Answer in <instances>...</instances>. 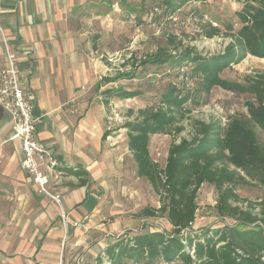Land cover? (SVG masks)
Listing matches in <instances>:
<instances>
[{
    "label": "trees",
    "instance_id": "obj_1",
    "mask_svg": "<svg viewBox=\"0 0 264 264\" xmlns=\"http://www.w3.org/2000/svg\"><path fill=\"white\" fill-rule=\"evenodd\" d=\"M188 1L164 0L156 7L171 16ZM237 16L241 27L233 31L228 25L232 32L226 35L231 41L221 52L204 55L189 48L173 52L169 44L174 47L177 36L170 34L168 46H160L142 60L141 65L170 63L178 71L188 67L183 75L195 79L194 84L189 80H183L182 84L169 83L159 104L141 108L134 120L124 124L138 175L147 178L161 195L159 207L146 206L138 217L165 218L172 228L138 231L117 239L97 264H103L105 259L111 264L131 260L153 264H264V193L259 202H254L237 191L241 184L254 183L264 190V72L248 75L243 82L221 75L247 55L264 58V0H248ZM207 26L203 29L209 38L222 33L219 26ZM134 77L131 68L115 76H104L101 83ZM215 86L251 93L255 101L247 103L249 115H230L225 125L221 120L196 121L194 135L172 142L166 164L161 167L150 153L151 136L173 130L180 133L183 126L178 123L191 111L188 103ZM102 93L107 105L114 96L128 99L139 94L136 90L113 88ZM66 171L78 177L87 174L82 169ZM81 183L85 184L86 180ZM204 183L213 184L218 191L214 205L217 215L222 220L231 218L234 223H225L216 230L198 228L185 237L184 230L191 221H196L197 198Z\"/></svg>",
    "mask_w": 264,
    "mask_h": 264
},
{
    "label": "crops",
    "instance_id": "obj_2",
    "mask_svg": "<svg viewBox=\"0 0 264 264\" xmlns=\"http://www.w3.org/2000/svg\"><path fill=\"white\" fill-rule=\"evenodd\" d=\"M102 5V0H0V26L17 55L26 95L34 101L37 138L58 162L43 170L51 175L47 186L53 193H60V205L66 212L65 260L69 264L99 263L100 256L119 234H134L148 223L145 218L140 228H132L131 219L126 217L107 221L105 213L109 216V209L104 210L103 206L102 198L115 181L114 175L124 164L125 156L120 155L124 151L122 144L116 142L117 137L107 124L109 108L102 93L105 85L111 83H101L111 71L104 58L113 50L101 47V36L115 42L109 33L111 28L100 27L105 18L100 12ZM4 66L5 58L1 69ZM3 112L0 106V119ZM13 132L12 118L0 124V190L26 195L25 208L29 210L33 198L43 192L29 171L22 168L21 142L10 140ZM67 168L82 169L87 174L78 177L69 174ZM48 207L46 214L57 212V205ZM88 218L87 232L74 225L75 221ZM64 233L59 222L50 224L37 242L34 257L25 261L16 254L5 262L58 264ZM74 241L80 247L71 253Z\"/></svg>",
    "mask_w": 264,
    "mask_h": 264
},
{
    "label": "rangeland",
    "instance_id": "obj_3",
    "mask_svg": "<svg viewBox=\"0 0 264 264\" xmlns=\"http://www.w3.org/2000/svg\"><path fill=\"white\" fill-rule=\"evenodd\" d=\"M163 1L102 0L103 5L100 10L105 17L100 22V27L109 26L111 28L109 33L115 38V42H113L108 39V36H101V47H105L106 50H113L112 54H107L108 58H104L111 67L108 76H115L123 71L127 72L131 68L135 73L134 78H123L111 82L105 85V89H127L139 92L132 98L125 99L114 96L109 100L107 107L110 118L107 120V124L111 128L112 134L117 137L116 142L122 144L121 150L124 151H121L120 155H124L125 160L124 164L118 167L114 175L115 181L110 184L112 185L110 188L108 187V191L105 192L106 196L102 198L104 210L109 209L107 212L110 213L109 216L108 213H105L106 220L111 221L115 217H126L131 219L132 228H140V225L143 224L145 218L138 217V214L144 207H159L161 205V195L147 178L138 175L136 162L128 149L127 128H124V124L126 121L134 120L141 108L159 104L161 95L169 83L182 84L183 80H189L191 84H194L195 81V79L192 80L191 77L183 75L184 70L189 69L188 67L178 71L170 63L141 65L142 60L147 54L156 52L160 46H168L170 34L177 36V44L174 47L169 44V48L173 52L186 48L204 55L223 51L231 41V37L226 35L227 32H232L228 29V25L233 27V31L241 27L242 23L237 16V11L248 0H189L171 16L155 11L154 8L160 6ZM105 11H108L109 14L104 13ZM207 24L219 26L222 33L212 38L207 37L203 29L208 27ZM104 30L108 32L107 29ZM5 38L10 44V39L4 35L0 26V70L4 58H6ZM256 72H264V58L247 55L240 63L224 70L221 75L228 80L243 82L246 76ZM251 101H255V97L251 93L236 92L220 86H215L209 92L199 93L195 101L188 103V107L191 109L190 113L178 123L179 126H183L180 133L173 130L170 133H157L151 136L150 153L152 158L161 167H164L172 142H179L182 138L190 139L196 131V121L221 120L225 125L230 115L248 116L247 103ZM2 160L1 157V175L3 171ZM237 191L241 197L254 202H259L264 193V190L255 183L241 184ZM50 192L55 194L51 190ZM217 198L216 187L213 184L204 183L197 198L199 207L194 231L202 228L216 230L222 228L225 223H234L231 218L222 220L217 215L214 208ZM27 201L26 195L21 196L19 193H11V191L3 193L0 190V264H7L5 261L16 254L24 257L23 260L25 261L29 257H34L33 251L40 237L46 233L50 224H58V222L65 230L61 240L58 264L61 257L65 264H69L65 260L67 250V222L63 218V214L66 215L65 210L53 196L44 192L43 195L33 198V206L29 210L25 208ZM53 204L57 205V212L52 215L46 214L45 211L49 209L48 205ZM47 215L48 219L46 218ZM147 220L148 223H144L146 227L139 229L140 231L171 230L172 228L165 218H148ZM89 221L88 218L75 222L88 226L86 223ZM75 226L85 232L89 230H84L82 225ZM127 233L125 232L127 236L133 235ZM79 247L80 243L74 241L70 247V252L73 253ZM132 262L131 260L125 264ZM87 263L97 264L96 261H87ZM159 264H166V262Z\"/></svg>",
    "mask_w": 264,
    "mask_h": 264
},
{
    "label": "built area",
    "instance_id": "obj_4",
    "mask_svg": "<svg viewBox=\"0 0 264 264\" xmlns=\"http://www.w3.org/2000/svg\"><path fill=\"white\" fill-rule=\"evenodd\" d=\"M155 11L162 12L161 8L155 7ZM5 66L0 70V106L11 114L14 123V132L10 140H20L23 151L22 166L28 170L33 177L34 182L38 185L40 192L53 196L60 203V193L52 194L47 186L51 175L43 170V167L53 168L58 162L53 158L51 153L39 142L37 138V118L34 115V101L27 97L25 87L21 82V76L17 67L16 53L10 48L9 41L5 38ZM72 109H75L74 107ZM66 222V215L63 214ZM196 221H191L189 226L184 230L187 237L193 233ZM75 225H82L84 230L89 226L75 222ZM124 235V236H123ZM129 237L125 233L117 236V239ZM186 243V241L184 240ZM194 253V250L191 251ZM59 264H65L63 258ZM75 264H81L77 261ZM103 264H111V261L105 259ZM131 264H153L147 261H133ZM166 264H176L167 263Z\"/></svg>",
    "mask_w": 264,
    "mask_h": 264
},
{
    "label": "water",
    "instance_id": "obj_5",
    "mask_svg": "<svg viewBox=\"0 0 264 264\" xmlns=\"http://www.w3.org/2000/svg\"><path fill=\"white\" fill-rule=\"evenodd\" d=\"M3 114H4V117L0 119V124H1L2 122H5V120H6V122H7L8 120L11 119V114H10L7 110H4ZM2 126H3V125H2Z\"/></svg>",
    "mask_w": 264,
    "mask_h": 264
}]
</instances>
